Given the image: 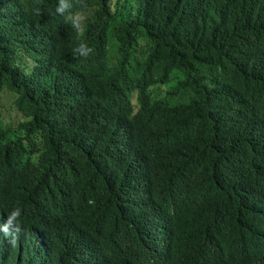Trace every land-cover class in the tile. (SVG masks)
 <instances>
[{"label":"trees","instance_id":"16d2710c","mask_svg":"<svg viewBox=\"0 0 264 264\" xmlns=\"http://www.w3.org/2000/svg\"><path fill=\"white\" fill-rule=\"evenodd\" d=\"M59 2L0 0V264H264V0Z\"/></svg>","mask_w":264,"mask_h":264},{"label":"clouds","instance_id":"9594fccd","mask_svg":"<svg viewBox=\"0 0 264 264\" xmlns=\"http://www.w3.org/2000/svg\"><path fill=\"white\" fill-rule=\"evenodd\" d=\"M68 8H70V4L67 3V0H60L59 6L57 8V12L63 14ZM74 27L79 31L80 25L75 24ZM92 49L87 46V44H80L76 49L75 52L79 53V55L83 57H87L91 53ZM20 216V210L16 209L13 211L8 219L7 224L3 227V231L8 233L9 228L13 225L14 222L17 221L18 217ZM18 231V227L16 228Z\"/></svg>","mask_w":264,"mask_h":264},{"label":"rangeland","instance_id":"374dc122","mask_svg":"<svg viewBox=\"0 0 264 264\" xmlns=\"http://www.w3.org/2000/svg\"><path fill=\"white\" fill-rule=\"evenodd\" d=\"M3 108L5 110V113L8 114L7 119L5 120V123L7 122H16V124L18 123L19 120V115L17 114V112H7V109H11V104H10V100L6 99L3 101ZM3 110V111H4Z\"/></svg>","mask_w":264,"mask_h":264}]
</instances>
